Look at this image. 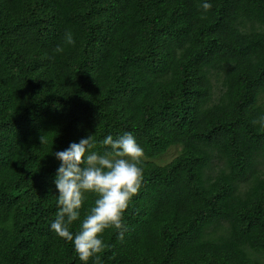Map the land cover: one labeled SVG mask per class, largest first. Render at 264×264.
I'll use <instances>...</instances> for the list:
<instances>
[{"label":"trees","instance_id":"16d2710c","mask_svg":"<svg viewBox=\"0 0 264 264\" xmlns=\"http://www.w3.org/2000/svg\"><path fill=\"white\" fill-rule=\"evenodd\" d=\"M262 115L264 0H0V264H84L54 154L125 133L143 179L99 264H264Z\"/></svg>","mask_w":264,"mask_h":264},{"label":"clouds","instance_id":"9594fccd","mask_svg":"<svg viewBox=\"0 0 264 264\" xmlns=\"http://www.w3.org/2000/svg\"><path fill=\"white\" fill-rule=\"evenodd\" d=\"M204 12L211 9L209 2L201 4ZM64 41L75 45L72 33L65 32ZM56 53L64 48L57 46ZM264 129V115L253 121ZM41 145L47 143L44 135L40 137ZM110 151H96L94 136L73 142L63 151L54 155L61 162L55 177L58 190L55 220L51 229L62 239L71 242L78 258L87 264L90 258L96 257L99 264V253L106 245L100 238L106 229L114 228L123 239L125 226L123 213L131 199L138 193L143 179L141 167L143 149L131 133L113 139L108 135L101 141ZM86 193H95L97 198L88 214L83 218L79 231H70L74 221L80 219Z\"/></svg>","mask_w":264,"mask_h":264},{"label":"rangeland","instance_id":"374dc122","mask_svg":"<svg viewBox=\"0 0 264 264\" xmlns=\"http://www.w3.org/2000/svg\"><path fill=\"white\" fill-rule=\"evenodd\" d=\"M180 148H176L175 146L170 147L166 153L163 155L156 156L154 158L147 159L146 161H150L156 165H164L168 163L174 156L179 153Z\"/></svg>","mask_w":264,"mask_h":264}]
</instances>
